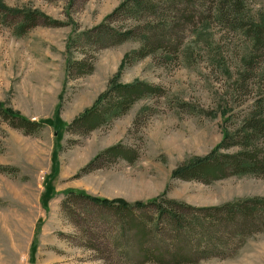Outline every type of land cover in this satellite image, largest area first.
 <instances>
[{"label": "rangeland", "instance_id": "obj_1", "mask_svg": "<svg viewBox=\"0 0 264 264\" xmlns=\"http://www.w3.org/2000/svg\"><path fill=\"white\" fill-rule=\"evenodd\" d=\"M1 1L45 18L31 26L0 13V105L43 125L27 136L0 119V264H139L112 246L105 209L79 200L63 205L69 190L128 204L167 199L195 208L264 198V179L251 176L210 184L171 177L218 145L224 116L231 129L252 114L264 118V47L254 50L237 28L213 15L185 29L181 48L171 51L175 56L131 61L119 72L125 56L139 48L137 39L103 49L69 45L125 0ZM242 3L246 20L264 13V0ZM111 23L117 30L126 24L121 17ZM23 24L29 28L19 35ZM82 59L92 72L67 78L68 61ZM114 79L161 87L165 95L136 102L127 115L86 136L67 131ZM117 145L135 150L138 159L99 162L83 172ZM198 264H264V233L241 241L225 259Z\"/></svg>", "mask_w": 264, "mask_h": 264}, {"label": "trees", "instance_id": "obj_2", "mask_svg": "<svg viewBox=\"0 0 264 264\" xmlns=\"http://www.w3.org/2000/svg\"><path fill=\"white\" fill-rule=\"evenodd\" d=\"M0 13L23 18L31 26H36L39 18H45L38 12L9 8L1 0ZM213 15L227 26L237 28L254 50L264 47V13L257 20H246L242 0H125L106 22L79 35L69 49L79 42L85 50L88 45L103 49L137 39L139 48L125 56L120 72L131 61L149 56L168 60L175 56L182 46L180 40L185 29L207 23ZM116 17H121L127 25L119 30L113 28L111 22ZM18 30L19 35L27 31L24 24ZM174 48L177 49L173 53ZM66 68L67 78L72 79L93 70L85 59L69 60ZM164 95L161 87L139 81L122 85L114 79L92 107L67 124L66 130L86 136L127 115L136 102ZM223 118L218 145L207 156L178 167L172 172V179L202 184L229 177L264 179V118L252 114L232 129L227 126L228 118ZM0 119L27 136L36 135L43 128L41 123L30 122L1 105ZM137 159L135 150L117 145L98 154L83 172L93 169L99 162L112 164L123 160L132 164ZM64 196L63 205L67 200H79L105 209L110 214L106 226L114 232L112 246L125 260L139 264H198L212 258L225 259L241 241L264 233V198L238 199L216 207L195 208L167 199L128 204L122 200L92 197L83 191L69 190Z\"/></svg>", "mask_w": 264, "mask_h": 264}]
</instances>
